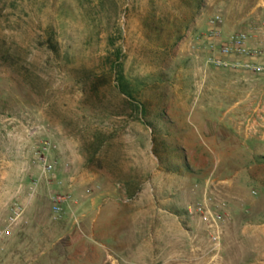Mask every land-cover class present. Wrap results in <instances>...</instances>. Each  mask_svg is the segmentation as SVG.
I'll list each match as a JSON object with an SVG mask.
<instances>
[{
	"label": "rangeland",
	"instance_id": "374dc122",
	"mask_svg": "<svg viewBox=\"0 0 264 264\" xmlns=\"http://www.w3.org/2000/svg\"><path fill=\"white\" fill-rule=\"evenodd\" d=\"M214 15L264 48V0H0V189L24 192L0 229L14 204L12 230L44 220L24 264H179L185 241L187 264H264V79L205 65Z\"/></svg>",
	"mask_w": 264,
	"mask_h": 264
},
{
	"label": "built area",
	"instance_id": "2783aa9c",
	"mask_svg": "<svg viewBox=\"0 0 264 264\" xmlns=\"http://www.w3.org/2000/svg\"><path fill=\"white\" fill-rule=\"evenodd\" d=\"M220 23V16L214 15L207 24V33L200 38H195L199 46L207 52L205 65L222 71L244 73L248 76L264 79V48L252 47L249 45V36L244 32H237L228 37H222L217 25ZM48 145L42 143L41 151L47 152ZM41 166V175L44 178H52L54 167L51 166L45 155L38 158ZM68 197L54 195L50 198V215L52 221H58L63 215V206ZM23 207L14 204L6 221V226L0 229V240L11 236L12 227L23 214ZM199 209V208H198ZM217 244V237L211 239Z\"/></svg>",
	"mask_w": 264,
	"mask_h": 264
},
{
	"label": "crops",
	"instance_id": "0c3cea01",
	"mask_svg": "<svg viewBox=\"0 0 264 264\" xmlns=\"http://www.w3.org/2000/svg\"><path fill=\"white\" fill-rule=\"evenodd\" d=\"M263 42V41H262ZM264 44V42H263ZM225 72H231V71H225ZM231 73H238V72H231ZM64 180H60L58 178V175H54L53 176V181L52 183L59 185L61 183V185H63ZM66 181L68 182L66 185L67 189L73 192L76 191L78 189V186H76L74 183H70V178H67ZM2 190L0 189V224L3 225L5 218L7 217L8 214V208H6V204L16 198L19 200H22V195H23V191H18L17 193L15 191L10 190L9 193H7V196L3 194V192H1ZM22 194V195H21ZM38 204V203H37ZM36 203H29V205L26 207V214L28 215V213L32 214L33 217L32 218H26L23 217L19 223L17 224L16 227H14V229L12 230V235L11 237L7 240V245L8 246H13L9 247L8 250L5 251L4 255L2 258H7L8 259V264H24L27 261V252L29 250L32 251V253L35 252L36 249H42L41 246V235H42V226H43V218H41L40 212L36 211ZM68 207H70L69 205L66 206V209H68ZM66 221V219L64 220ZM65 226V225H63ZM34 228V241L33 244L34 246L31 247H27V243L25 241V237L28 235V231L30 230V228ZM29 229V230H27ZM70 230V229H69ZM37 232H39V236H37ZM67 236V235H66ZM29 237V235L27 236ZM39 237V239H37ZM186 236L184 235V241H185ZM29 239V238H28ZM60 240V239H59ZM58 240V241H59ZM122 241V239L120 240V242ZM30 242V240H29ZM116 242H119V240H116ZM34 251V252H33ZM68 251V250H67ZM66 251V252H67ZM120 252H122V250H119ZM118 251V252H119ZM65 254V253H64ZM187 252H186V241L183 245V250H182V257L180 258L179 264H187L188 260H187V256H186ZM195 259H193V264H202L201 258H198L197 256L194 257ZM211 260V259H210ZM61 264H65V262H61ZM191 264V262H190Z\"/></svg>",
	"mask_w": 264,
	"mask_h": 264
},
{
	"label": "trees",
	"instance_id": "16d2710c",
	"mask_svg": "<svg viewBox=\"0 0 264 264\" xmlns=\"http://www.w3.org/2000/svg\"><path fill=\"white\" fill-rule=\"evenodd\" d=\"M116 82H117V88H118V92L120 95L131 99L132 98V94L129 92V85H126L125 83L122 82V80H124L123 78V74L121 69L118 70L117 75H116ZM141 105H139V107H137V110H141ZM142 112V110L140 111Z\"/></svg>",
	"mask_w": 264,
	"mask_h": 264
}]
</instances>
